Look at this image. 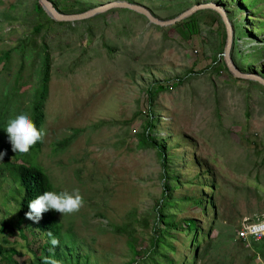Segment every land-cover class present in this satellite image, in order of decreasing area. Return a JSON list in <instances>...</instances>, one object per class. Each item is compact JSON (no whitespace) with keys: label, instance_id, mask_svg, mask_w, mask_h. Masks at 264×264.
<instances>
[{"label":"rangeland","instance_id":"obj_1","mask_svg":"<svg viewBox=\"0 0 264 264\" xmlns=\"http://www.w3.org/2000/svg\"><path fill=\"white\" fill-rule=\"evenodd\" d=\"M37 1L0 0L6 141L9 119L33 115L44 46L51 64L38 150L0 160V264H264V249L236 236L245 220L264 217V87L225 71L224 28L210 15L161 27L126 9L60 26L37 13ZM128 1L166 20L220 4L234 26V64L264 77V0H59L63 11ZM148 119L154 141L143 146ZM17 165L39 168L54 192L83 197L76 213L54 211L60 243L48 255L49 240L20 216ZM188 222L208 237L198 248Z\"/></svg>","mask_w":264,"mask_h":264},{"label":"trees","instance_id":"obj_2","mask_svg":"<svg viewBox=\"0 0 264 264\" xmlns=\"http://www.w3.org/2000/svg\"><path fill=\"white\" fill-rule=\"evenodd\" d=\"M50 2H52V4L54 5V7L61 12L62 14H69V15H73V14H81L84 12H87L93 8H83L80 11H63L60 9V2L59 0H49ZM128 3H133L131 1H128ZM35 10L37 11L38 14L42 15L45 17L46 21L50 22L51 24H55V25H60V26H67L68 23H58L54 20H52L43 10L42 6L39 4V0L37 1L36 5H35ZM122 11V10H121ZM125 11V10H124ZM126 11H130V10H126ZM135 13V12H134ZM136 14V13H135ZM138 15V14H137ZM141 15V14H140ZM197 15H204V16H212L214 17L215 21L217 23H219L223 28V23L219 17V15L211 10H205V11H199L197 14L191 16L189 19L185 20V22L188 21H196L197 22ZM143 16V15H142ZM145 17V16H143ZM146 18V17H145ZM184 23V22H182ZM160 28V27H159ZM43 29V26L40 24H37L34 26V32L35 33H39L41 32ZM223 41L225 43V38H226V34H225V29H224V34H223ZM223 43V44H224ZM18 47L24 50L27 48V46H24L23 44L19 45ZM17 47V48H18ZM10 54L11 53H6V58L10 59ZM40 55V59L42 60V86H41V94L39 96V98L37 99L36 103H31L30 106L28 107V109H30L31 107H33V115L31 117V119L33 120V122L35 123L36 127L38 130H40V127L43 126L44 124V110H43V104L48 92V83L50 81V76H51V64H50V55L47 53L46 47L44 46L43 49L41 50V53H39ZM5 56V54H4ZM32 56L30 54L25 53L24 54V59L29 60L31 59ZM221 60H222V56H221ZM233 60V58H232ZM216 62V61H215ZM214 62V63H215ZM234 62V60H233ZM223 66L225 71H227L224 62H223ZM236 66V65H235ZM240 70H242L243 72H245V70L243 68L238 67ZM252 68H254L253 66L250 68V70L248 71V73H257V71L253 70ZM228 72V71H227ZM250 84H253L254 82H249ZM259 84V83H258ZM261 85V84H260ZM262 86V85H261ZM264 87V86H263ZM147 93V98H149L147 100V102H151L152 98L155 97V92L152 91V87L147 88L146 90ZM4 112V110H3ZM24 111H21V113ZM31 112V109H30ZM29 112V115H30ZM4 118V114L2 115ZM6 121L3 119V123L0 125V152H6V155L3 158V162L5 164L10 163V161L13 159L14 154L11 148V144L9 141H6V139H4L2 137V128L4 127V125ZM152 121L150 119H148L147 122V128L145 130V132H143L142 134V138H141V143L143 144V146H147V144L151 141H154V139L150 138L148 136V131L152 128ZM154 147L155 144H154ZM39 148V142H37L34 146L31 147L32 150L37 151ZM157 150L159 151V154L161 156V159L164 161V153L163 150L160 148ZM15 172L17 173V178L18 181L20 183V186L23 187V196L21 198V202H20V216L22 219H26V213L29 211L28 208V203L32 200L35 199L37 196L42 195L45 191H53V187L51 182L49 181L48 177L46 176V174H44L39 168H35V167H27L24 165H17L15 166ZM168 190V188L166 189ZM168 196L165 194L164 192V200H167ZM195 204L203 207V213H206V207L204 208L203 206V201L200 199H197L194 201ZM160 206V204L158 205V207ZM161 219V218H160ZM34 226L36 227L37 230L41 231L42 234L45 235V237L49 240V237L47 235V233L50 231L52 232V234L58 239L60 238V231H61V226L59 224V222L57 221L56 217H55V212L54 210H50L46 213L43 214L42 219H40V221L38 223L34 222L33 223ZM4 227L6 228H10L11 230H13V227L11 224L9 223H4ZM1 231H4V229H2ZM188 231V232H187ZM187 236L189 234H193V244L197 245V248L199 247L200 243H199V236L202 235V230H199L198 227L195 226V222H188V226H187ZM208 237H205L204 234L202 235V239L203 242H205V240ZM191 240V242H192ZM247 243V242H246ZM253 247L256 249V251H260L259 253L262 254L263 251H261V249H264V241L260 242V243H255V242H251ZM47 249L45 250V254L48 255L49 251H54L55 249L49 244L47 247ZM3 251V249H2ZM2 253V252H1ZM56 255V254H54ZM38 264H44V260H42V262H39ZM174 264V263H171Z\"/></svg>","mask_w":264,"mask_h":264},{"label":"clouds","instance_id":"obj_3","mask_svg":"<svg viewBox=\"0 0 264 264\" xmlns=\"http://www.w3.org/2000/svg\"><path fill=\"white\" fill-rule=\"evenodd\" d=\"M5 130L8 134L13 154H27L30 148L37 142L42 141L46 134L43 130L37 129L28 113H20L14 118L9 119ZM5 155L6 152H0V160H3ZM83 204L84 200L79 189H74L71 192L65 190L59 193L45 191L42 195L37 196L28 203L29 211L26 213V217L38 223L42 219L43 214L50 210L60 213L61 216L70 215L78 212L83 207ZM47 235L50 245L53 248L58 247L60 241L52 232L49 231ZM44 264H60V262L45 257Z\"/></svg>","mask_w":264,"mask_h":264},{"label":"water","instance_id":"obj_4","mask_svg":"<svg viewBox=\"0 0 264 264\" xmlns=\"http://www.w3.org/2000/svg\"><path fill=\"white\" fill-rule=\"evenodd\" d=\"M39 4L42 6L43 10L45 13L54 21L59 22V23H74L77 21H83L86 19L93 18L99 14H103L108 12L111 9H126L130 10L132 12H135L136 14H141L145 16L150 23H154L156 25H159L161 27L164 26H171L176 23H181L194 14H196L198 11L202 10H211L216 12L225 29V43L223 46V51L221 53L222 60L224 62V65L228 71V73L234 78V79H239V80H246L250 82H255L259 83L262 86H264V77L261 76L259 73H246L240 70L238 67L235 66L233 60H232V47L234 46L235 42V33H234V26L233 23L231 22L228 13L226 9L221 6L218 3H205V4H199L191 7L187 11L183 12L180 14L178 17L171 19V20H166V19H161L154 14L150 13L147 9L137 6L134 4H130L127 2H119V3H112L109 5H103L94 9H91L87 12L81 13V14H62L59 12L52 2L49 0H39Z\"/></svg>","mask_w":264,"mask_h":264},{"label":"built area","instance_id":"obj_5","mask_svg":"<svg viewBox=\"0 0 264 264\" xmlns=\"http://www.w3.org/2000/svg\"><path fill=\"white\" fill-rule=\"evenodd\" d=\"M239 42H243L240 40ZM237 239L243 242L260 243L264 241V217L245 220L236 232Z\"/></svg>","mask_w":264,"mask_h":264},{"label":"crops","instance_id":"obj_6","mask_svg":"<svg viewBox=\"0 0 264 264\" xmlns=\"http://www.w3.org/2000/svg\"><path fill=\"white\" fill-rule=\"evenodd\" d=\"M5 255V254H4ZM9 257H13L12 255L11 256H9Z\"/></svg>","mask_w":264,"mask_h":264}]
</instances>
